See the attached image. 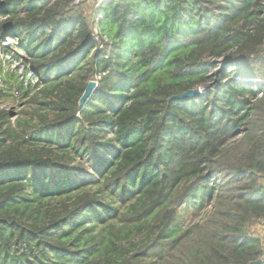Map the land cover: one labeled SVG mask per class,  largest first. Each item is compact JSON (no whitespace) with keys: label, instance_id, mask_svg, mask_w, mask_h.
Wrapping results in <instances>:
<instances>
[{"label":"trees","instance_id":"obj_1","mask_svg":"<svg viewBox=\"0 0 264 264\" xmlns=\"http://www.w3.org/2000/svg\"><path fill=\"white\" fill-rule=\"evenodd\" d=\"M74 1L0 0V264H264V0Z\"/></svg>","mask_w":264,"mask_h":264},{"label":"rangeland","instance_id":"obj_2","mask_svg":"<svg viewBox=\"0 0 264 264\" xmlns=\"http://www.w3.org/2000/svg\"><path fill=\"white\" fill-rule=\"evenodd\" d=\"M83 6L88 17L93 18L96 12V0L84 2ZM1 19L2 17L0 20ZM6 39L7 40H5L0 33V88H3L6 94L11 93V86L14 85L15 82L23 81V86L25 87L24 91L29 92L31 96L34 92H38L39 90L35 87L38 78L33 70L30 69L25 53L17 47V37L8 36ZM4 45H6V47H4ZM199 90L201 91L202 88ZM14 92L15 94H13V96L4 99V102L1 103V107L11 111L13 115L16 114V116L22 114L24 110H31V104L28 98L20 91ZM84 160L86 161L87 157H85ZM191 215L192 213L190 216ZM190 216L184 215V219L181 220L180 223L182 228L187 226L190 222ZM263 228L264 223L261 222L256 224L252 230L254 234L260 236Z\"/></svg>","mask_w":264,"mask_h":264},{"label":"built area","instance_id":"obj_3","mask_svg":"<svg viewBox=\"0 0 264 264\" xmlns=\"http://www.w3.org/2000/svg\"><path fill=\"white\" fill-rule=\"evenodd\" d=\"M90 0H75L74 3L75 4H79L81 2H88ZM111 0H96V8H98L101 4H104L106 2H109ZM101 18V15L100 14H96L95 12V15L94 17L92 18V26H93V29H94V34H95V39L97 40V42L99 43V45L103 46L102 44V40L100 39V28H99V19ZM8 37V36H7ZM6 37V38H7ZM7 40V39H5ZM262 241L264 242V228L261 232V235H260Z\"/></svg>","mask_w":264,"mask_h":264},{"label":"water","instance_id":"obj_4","mask_svg":"<svg viewBox=\"0 0 264 264\" xmlns=\"http://www.w3.org/2000/svg\"><path fill=\"white\" fill-rule=\"evenodd\" d=\"M97 87V81L96 80H91L89 81L81 99H80V104L83 105V103L87 100V98L92 94L93 90ZM201 91L199 89H194L190 90L186 93H183L179 95L178 97L183 98V97H188V96H196L200 93ZM260 261L253 262L252 264H258Z\"/></svg>","mask_w":264,"mask_h":264}]
</instances>
